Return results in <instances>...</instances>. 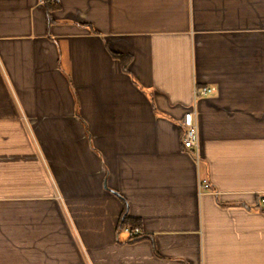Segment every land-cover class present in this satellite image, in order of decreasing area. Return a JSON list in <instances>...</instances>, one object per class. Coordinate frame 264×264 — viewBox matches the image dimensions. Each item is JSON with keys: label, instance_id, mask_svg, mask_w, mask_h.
<instances>
[{"label": "crops", "instance_id": "crops-1", "mask_svg": "<svg viewBox=\"0 0 264 264\" xmlns=\"http://www.w3.org/2000/svg\"><path fill=\"white\" fill-rule=\"evenodd\" d=\"M57 4L0 0V264H264V0Z\"/></svg>", "mask_w": 264, "mask_h": 264}, {"label": "built area", "instance_id": "built-area-1", "mask_svg": "<svg viewBox=\"0 0 264 264\" xmlns=\"http://www.w3.org/2000/svg\"><path fill=\"white\" fill-rule=\"evenodd\" d=\"M47 2L57 3L60 0H43ZM215 90L213 86H205L201 89H196L197 95H206ZM181 125L183 128L182 135V145L187 149V151L194 154L196 157L200 156V138L198 132V125L195 120V109L189 108L186 109L183 117L181 119ZM201 187L204 190H208L211 188V184L208 179H203L201 182ZM259 203L262 207H264V194L261 195L259 199ZM123 229L130 234L131 237H136L140 235L141 230L138 227H133L132 225H125Z\"/></svg>", "mask_w": 264, "mask_h": 264}, {"label": "trees", "instance_id": "trees-1", "mask_svg": "<svg viewBox=\"0 0 264 264\" xmlns=\"http://www.w3.org/2000/svg\"><path fill=\"white\" fill-rule=\"evenodd\" d=\"M50 3H53V2H50ZM55 5H58L57 3H55ZM127 63L128 62H124V65L126 66L127 65ZM126 222V220H124V222L123 223H125Z\"/></svg>", "mask_w": 264, "mask_h": 264}]
</instances>
